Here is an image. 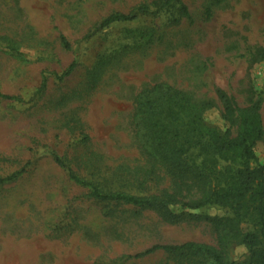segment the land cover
Returning <instances> with one entry per match:
<instances>
[{
    "label": "rangeland",
    "instance_id": "374dc122",
    "mask_svg": "<svg viewBox=\"0 0 264 264\" xmlns=\"http://www.w3.org/2000/svg\"><path fill=\"white\" fill-rule=\"evenodd\" d=\"M182 1L190 18L172 6L101 29L111 15L155 12L163 0H0V92L18 99L0 98V180L23 171L0 186V264H206L163 252L127 258L156 245L216 246L217 234L205 222L170 225L149 210L97 201L69 176L104 192L178 193L137 137L141 91L165 83L212 102L206 124L232 138L238 124L223 118L217 91L241 108L264 99V0ZM261 115L264 125V105ZM256 149L261 165L264 141ZM197 213L232 215L218 206ZM249 256L244 246L230 250L233 262Z\"/></svg>",
    "mask_w": 264,
    "mask_h": 264
},
{
    "label": "trees",
    "instance_id": "16d2710c",
    "mask_svg": "<svg viewBox=\"0 0 264 264\" xmlns=\"http://www.w3.org/2000/svg\"><path fill=\"white\" fill-rule=\"evenodd\" d=\"M178 6L181 15L190 18L182 0H163L159 9L151 12L140 6L130 15L114 14L106 18L101 29L120 22H131L149 14ZM88 35L86 39H89ZM61 44L70 49L62 36ZM264 61V49L258 53ZM77 64H72L63 74H73ZM43 78L41 89L46 88ZM217 96L223 106V118L237 122L238 135L222 134L206 124L205 115L214 107L210 101L195 103L186 92L165 83L144 89L137 96L134 125L144 152L180 185L178 193L136 196L124 192H104L92 182L82 179L71 170V180L89 190L90 196L100 202L122 203L156 213L164 222L177 225L187 219L208 223L217 234V245L187 242L180 245H156L130 259H140L157 252L174 255L202 257L206 264H264V167L257 164V146L264 141L261 111L264 99L247 108L238 106L235 99L222 90ZM9 101L15 97L3 95ZM55 163L66 168L57 155ZM223 164V165H221ZM23 171L0 180V186L12 181ZM195 190L196 193L192 191ZM185 192V194H184ZM218 206L231 211L227 217H209L198 211ZM250 230L242 226L247 224ZM244 246L250 253L247 260L233 262L230 250Z\"/></svg>",
    "mask_w": 264,
    "mask_h": 264
},
{
    "label": "built area",
    "instance_id": "2783aa9c",
    "mask_svg": "<svg viewBox=\"0 0 264 264\" xmlns=\"http://www.w3.org/2000/svg\"><path fill=\"white\" fill-rule=\"evenodd\" d=\"M259 76H260L261 82L264 84V72H261ZM261 165L262 167H264V158L262 159Z\"/></svg>",
    "mask_w": 264,
    "mask_h": 264
}]
</instances>
